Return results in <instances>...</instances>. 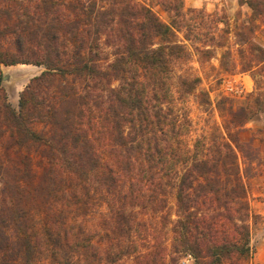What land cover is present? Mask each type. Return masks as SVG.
Wrapping results in <instances>:
<instances>
[{
    "label": "trees",
    "instance_id": "1",
    "mask_svg": "<svg viewBox=\"0 0 264 264\" xmlns=\"http://www.w3.org/2000/svg\"><path fill=\"white\" fill-rule=\"evenodd\" d=\"M155 2L168 20L145 0H0V264L252 259L238 158L259 154L238 132L264 111V47L254 39L264 0H239L251 13L234 30L237 58H221L256 89L222 98L221 129L192 144L185 102L205 94L199 76L177 71L193 51L210 59L227 47L229 20L184 0ZM19 63L45 70L16 110L1 66Z\"/></svg>",
    "mask_w": 264,
    "mask_h": 264
},
{
    "label": "rangeland",
    "instance_id": "2",
    "mask_svg": "<svg viewBox=\"0 0 264 264\" xmlns=\"http://www.w3.org/2000/svg\"><path fill=\"white\" fill-rule=\"evenodd\" d=\"M150 3L153 9L163 20H168L166 12L156 4L155 0H145ZM186 8H202L209 13L220 12L226 14L229 20L231 33L225 48L216 49L214 57L200 59V55L193 51L192 58L178 73L199 76L201 82L199 88L205 96H192L186 102L189 116L192 121L190 134L187 137L190 144L205 132L211 131L214 127H222L223 118L220 115L217 104L222 98L239 100L248 92L256 89L255 81L250 72H245L229 63V69L221 66L222 54L230 51L232 57L237 58L234 30L243 21L247 20L251 13L246 5L240 6L239 0H184ZM182 36L180 35V38ZM255 41L264 47V22H258L254 34ZM10 42V41H8ZM9 44V43H8ZM2 85L7 95V101L16 110L19 109L21 92L30 83L31 79L45 70L44 66L33 64L2 65ZM116 85V83H115ZM206 98L208 102H205ZM239 137L242 141L253 139V145L259 154V160L249 164L239 154L238 161L241 165L245 182L247 184V200L250 206V216L246 223L250 229V246L253 251L252 259L246 264H264V111L254 115L243 126L239 128ZM249 165V166H248ZM248 166V169L246 170ZM175 198L169 196L168 211L172 218L175 216ZM171 226L169 225L168 228ZM171 233L168 232L165 244L170 249ZM174 254L169 252L167 264H194L190 255L185 256L181 261L173 262Z\"/></svg>",
    "mask_w": 264,
    "mask_h": 264
}]
</instances>
